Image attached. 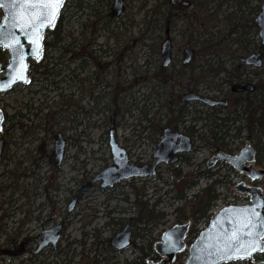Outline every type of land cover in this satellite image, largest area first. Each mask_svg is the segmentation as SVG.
I'll return each mask as SVG.
<instances>
[{
    "label": "rangeland",
    "instance_id": "rangeland-1",
    "mask_svg": "<svg viewBox=\"0 0 264 264\" xmlns=\"http://www.w3.org/2000/svg\"><path fill=\"white\" fill-rule=\"evenodd\" d=\"M167 1L169 0H149L144 7V0H124L123 13L117 19H113L112 22L107 23L103 16L109 12L110 6L106 7L104 2L92 8V3L90 2L67 0L61 10L63 14L60 22L62 41L56 45L55 49L46 53L47 55L43 59L45 64L42 66L45 65L46 68L51 67L55 69L56 64H60V62L65 63L64 61L57 60V58L59 59L62 54H65L63 50L66 48L67 52H81L82 48L84 52H87L92 51L93 48L97 50L100 47L101 50L105 51L103 54L105 62H113L106 66L107 68L114 69L111 74H116V71L120 67L122 86L128 84L125 82L138 77L142 78L130 91L128 90L130 97L128 95L123 99L124 106L129 111H125L121 117L115 120V136L122 139L123 143L127 142L131 144L133 142L135 143L134 147L137 145L132 155L129 156L132 163H137L139 159L141 162L149 160L161 136L159 130L153 132L151 129L149 131L145 129V131H142L140 127L134 126L135 122L141 117V109H147V103L150 102V98H153L155 101L157 95L162 92L158 96V100L153 104V108L150 109L149 116L154 117V122L156 121L155 127L158 125L156 123L162 126L166 118H171L174 115V113H169L172 109L168 111V106L169 108L175 106L180 100V94L182 93H177L173 90L172 95L169 96V103L168 96L165 100L166 93L162 90L163 88H156L159 92L153 89L152 86H156L157 82L152 81L148 84L144 80L151 75L153 69L158 64L159 57L154 55L151 43L156 39L159 49L160 42L165 36L164 31L157 30L153 32L151 30L154 23L152 19L154 18L148 8H151L155 2L156 6L153 12H158L160 6V12H164ZM111 2L112 0H110V4ZM249 6L251 10L245 7L246 11L244 10L243 14H241L240 10L236 11L234 15L237 17L235 18V22L230 23L227 20L217 24V27L213 28L209 33H205L207 38L217 37L213 41L215 44L218 43L219 47L216 48L219 55L224 53L231 55L233 53H248V51H243L241 44L238 45L232 42L234 38L238 37V34H233L232 31L236 29L243 30L246 24H248V20L256 16L259 11L260 0H251ZM235 8L234 4L230 5V3L221 5L219 9L216 7V12L221 10L220 15H217L218 19L222 16V10H227L225 13L229 11L235 12ZM187 13V17L185 15L182 16V14L171 16V21L165 23L166 26L164 25L163 27L164 29L166 27L169 28L173 56L183 53V49L186 46L193 49L191 43L187 41L189 37L185 38V35H189L188 31L191 28L198 26L197 18L199 17L195 18L193 16L194 13H191L190 9H188ZM173 14L175 12H172ZM1 16L2 12L0 11V18ZM156 18H159V15ZM101 27L102 29H100ZM251 30L245 35L243 30L239 36L245 37L246 40L250 39L252 42L249 46L255 50L259 44V39L257 34H253ZM158 35H161V37L157 38L156 36ZM139 37L141 39H138ZM50 40L51 37L48 36L46 42H50ZM72 43H74L73 46H71ZM212 47L211 49H215V47ZM116 52H121V60L119 61H115ZM1 57L5 61V63L4 61L0 62L1 65L6 64L8 59L7 51L3 50ZM223 57L225 58V56ZM48 58H52V60H45ZM30 62L34 61L30 60ZM177 63L178 60L175 64ZM224 66L228 68L227 65ZM146 68L150 70L144 74ZM34 70L36 69L30 64L28 71L34 72ZM41 71H43L42 67H38L37 72ZM134 72L137 75H134ZM37 79L40 80L39 78ZM150 85L151 89L149 88ZM20 86H16V89ZM33 90H38V87L35 86ZM18 91L8 96H5V93H0V101H7L11 107L9 110L10 114L23 110L22 103L28 102L26 101L28 98L23 95L24 91ZM105 93H109L110 96L112 95L107 89ZM108 99L109 97L106 96V103ZM39 102L35 101L29 104L31 105L30 109L32 113L37 112L33 108H38ZM187 110L191 111L188 113L187 118L189 119L193 116V108L187 107ZM90 111L89 143L87 147L89 149L90 160L88 169L92 178L96 172L112 164L107 144L108 131L111 130L112 124L109 120L111 112L106 107L103 111H98V108L90 109ZM42 113L43 111L38 112L37 115L40 117ZM159 118H161V121ZM21 121L28 127L43 124L40 119H36L32 115H29L24 120L21 119ZM187 124L194 125L192 120H189ZM237 125L243 127L246 125V121L244 123L239 120ZM237 125H233L232 130L229 132L231 135L235 133L237 128L235 126ZM41 127L43 128V126ZM256 127V137L253 138L257 147H251L255 149L254 165L258 168H264V122L261 125L258 124ZM14 136L15 140L13 141L15 143L10 148L17 151L19 138L21 137L18 127L15 129ZM245 140H247L246 132L243 131L239 138L230 141L224 152L230 155L237 153L244 147ZM206 143L212 149L216 145L208 139ZM202 144L204 143L197 139L194 143L195 149L190 156L175 162L171 166L166 164L160 165L158 179L147 177L123 180L117 183L116 189L110 192L106 191L107 188L91 187L86 199L80 202L74 213L66 216L64 220L50 218L49 212H51L52 204H44L43 196L39 198L38 204H26V208H40L41 216L35 219H26L25 221V240L28 241L25 252L15 255V257L0 259V264H124L126 262L137 264L135 262L139 261L141 256L144 262L147 260L158 261L160 256L153 253L154 244L160 240L165 230L175 224L191 222L189 230L193 228L192 226L195 223L194 229L197 231L199 228H204L208 225V219L213 212L227 200L233 199L235 203L239 204H247L249 202V196L236 192L234 186L238 182H250L251 180L224 162H219L213 168H208L206 160L210 157L211 150L208 147L200 150L199 148H202ZM85 157L87 158V156ZM227 166L230 168H227ZM48 170V164L42 163L41 172L44 179L41 181V186L51 183L47 177ZM194 180L196 181L192 184ZM30 181V179L26 180L27 187ZM251 185L263 189L264 177L254 181ZM211 194L218 196L211 201L205 213L206 215L197 220V215L194 214L195 211L206 203ZM53 207L62 213V205L57 204ZM128 218L131 219L132 223L134 248H140L141 250H135L132 246L121 252H113L111 248H103L108 245L109 238L124 226ZM63 221L66 225L61 232V237L57 244L58 248L52 250L51 247H48L39 254H33V250L40 240V237H38L39 232ZM192 241L193 238L186 236L184 240L185 248L176 255L173 264H180L184 261L188 253L187 248ZM253 260L258 262L263 261L264 255L261 253L258 257L255 256ZM236 262L237 264H246L245 260H238Z\"/></svg>",
    "mask_w": 264,
    "mask_h": 264
},
{
    "label": "flooded vegetation",
    "instance_id": "flooded-vegetation-1",
    "mask_svg": "<svg viewBox=\"0 0 264 264\" xmlns=\"http://www.w3.org/2000/svg\"><path fill=\"white\" fill-rule=\"evenodd\" d=\"M122 1L123 5L120 15L123 13L124 9V0ZM250 1L251 0H244V5L241 6H238L234 1H228L230 5L234 4L236 7L234 10L235 12L229 11L225 13L227 10H222V16L219 19L217 15H220L221 10L216 14L214 13L216 18H214V15L210 17L212 20L214 18L215 22L211 29L216 28L217 24L227 21L223 20V16L225 15L229 17L228 20L230 23L235 22V18L237 17L234 15L237 10H240L241 14H243L245 7L251 10V7L249 6ZM261 1L262 0H260L259 11ZM112 3L113 0L111 4L109 2V12L103 16L107 23L112 22L113 19H117L120 16L119 15L116 18H111L109 16ZM167 6H170L171 8H168ZM188 9H190L191 13H194L193 16L195 18L199 17L197 18L198 26L191 28L188 31L189 35H185V38L189 37L187 41L191 43L193 49L186 46L183 49V53H178L176 56H173L169 28L166 27L164 29L163 27L164 25L166 26L165 23L171 21V16L182 14V16L185 15L187 17ZM211 10H213L212 7ZM172 12H175V14L172 15ZM164 15L165 17L163 16L161 29L158 30L164 31L165 36L160 42L159 49L158 41L156 39L151 43L154 55L159 57L158 64L153 69L151 75L144 80L148 82V84L152 81L157 82V87H152L155 91H158L156 88H163L162 90L166 93L165 100L167 99V96L169 99L173 90L177 93H182L180 94V100L175 106H172V108H169V106L167 108L166 106L168 111L172 109L170 110L172 112L169 111V113H174L175 116L173 115L171 118H166L162 126H160L159 123H156L158 125L155 127L154 124L156 121L154 122V117H149L150 109L153 108V104L158 100V96L161 95L162 92L157 95L155 101L153 98H150V102L147 103V109H141V117L135 122L134 126L140 127L142 131H145V129L148 131L151 129L153 132L159 130L161 136L165 128H169L173 133H183L189 136L191 140L190 151L187 153H178L175 162L181 161L184 157H188L192 154L195 149L194 143L197 139L204 143L202 144V148H199L200 150L209 146V144L206 143L207 139L213 141V144H216L214 149L208 147L209 150H211L210 157L206 160L208 168H213L220 162L216 161L212 167H209V160L218 153L227 154L224 152L227 145L230 141L239 138L243 131L246 132L247 137L244 147L249 145L250 148H256L257 146L254 139L256 137V126H258V124L261 125V123L264 122V50L261 48V38L258 33L259 29L255 22L256 16L253 19L250 18L248 24L245 23L246 27H244V31L242 29L232 31L233 34H238V37L234 38L232 42L238 45L241 44L243 51H248V53H233L232 55L224 53L225 55L221 54V56L218 52H203L202 48L200 49V41L203 38L190 37L191 30L200 32L204 29V25L200 21L201 16L197 11L193 10L191 0L167 1ZM159 24L160 23H158L157 28H159ZM100 29H102V27ZM249 30H251L253 34L256 33L259 39V44L255 50L249 46L252 42L250 39L246 40L245 37L239 36L241 31H243L245 35ZM195 34L196 32H194V36ZM156 37L159 38L161 35ZM216 38L217 37H211V40L213 41V39L215 40ZM138 39L141 38L139 37ZM165 39L170 41V48L169 62L164 66V59L160 50L161 44ZM73 45L74 43L71 44V46ZM215 45L219 47L218 43ZM84 49L86 50L85 47ZM0 51L3 52L2 49H0ZM89 52L92 53L90 54ZM104 53L105 51L101 50L100 47H98L97 50L93 48L92 51H87V53L66 52L65 54H62L59 59L57 58V60L64 61L65 63L60 62V64H56L55 69H49L47 72H44V68H42L43 71L41 72H37V69L34 70V72L28 71L29 83L27 85H15L8 91L3 92L5 93V96H8L13 92L23 90V95L28 98L26 101L29 103H22L23 110H18L17 112L10 114L9 110L11 107L9 103L7 101H0V110L2 114L0 129V140L2 141L0 152V259H4L5 257H15V254H9V252L15 250L17 246H20L22 250L18 255L25 252L26 244L28 243V241L25 240V221L26 219H35L41 216L40 208H26V204H38L39 198L43 196L44 204H52L51 212H49L50 218H60L64 220L66 216H70L74 213V210L80 202L86 199L90 193L91 187L101 188L99 186L100 182H95L90 187L81 191V188L85 184L92 181L96 174L105 168L104 167L96 172L91 178L90 170L88 169L90 160L89 149L87 147V144L89 143L90 109H101L109 105L111 100L110 96H108L109 99L106 103V89L111 93L114 92L115 94H118V96H114V98H116L117 102L122 103L126 96L129 95L130 97V89L142 79L141 77L135 78L131 81L125 82L128 83L126 86H122L120 79L122 73L120 67L119 70L116 71V74H111L114 69L107 68L106 66L113 62L108 61L106 63L104 60ZM253 54H256L255 62L258 63H246L244 58ZM223 56H225V58ZM187 57H189V59L185 61ZM116 60H121V52L115 53V61ZM177 60L178 63L175 64ZM3 61V59L0 60V62ZM32 63L37 64L38 66L45 64L43 59L36 62L29 61V65ZM224 65H227L228 68H225ZM157 66H161L165 69L162 78L154 76ZM149 70V68H146L144 74ZM133 74L137 75L136 72ZM16 86L20 87L16 89ZM35 86L38 87V90L32 91ZM149 88L151 89V85ZM185 93H193L199 96V99L182 100L181 98ZM205 98L218 103L210 105L208 102L202 100ZM35 101L40 102L38 108H33V110H37V112L32 113L30 109L31 105L29 104ZM187 107L193 108V116L189 119L187 117L188 113L191 111L187 110ZM42 111L43 113L39 117L37 113ZM126 111H129V109H126ZM29 115L35 116L36 119H40L43 124H36L33 127L26 126L21 119L24 120L28 118ZM119 117H121V114L116 115L115 113H111L109 120L112 124L115 140L126 150L128 162L135 165L153 163V153L155 149L149 160H146L145 162H141L140 159L137 163H132L130 161L129 156L132 155L133 150H135L137 145L134 147L135 143L133 142H131V144H128L127 142L123 143L122 139L115 136V120ZM161 118H159L160 121ZM189 120H192L194 125L187 124ZM239 120L244 123L246 121V125L239 127L237 125ZM234 124L237 125L235 126L237 128L235 133L231 135L229 132L232 130ZM41 126H43V128ZM17 127L20 130L21 137L19 138L18 149L16 151V149L10 147L15 143L13 140H15L14 132ZM41 133L43 134L41 135ZM170 140L173 141V138L170 137ZM57 142L62 144V151L59 156H57L55 152V145ZM178 142L179 140L176 138L175 143ZM252 148V164L255 167V149ZM227 155L230 154L228 153ZM85 156H87V158ZM42 163L48 164L49 170L47 177L51 182L45 186H41V181L44 179L43 173L41 172ZM160 165L162 164L156 166L155 175L152 176L151 179L159 178ZM166 165L171 166L172 164ZM227 168L230 167L227 166ZM27 179L31 180L28 187L26 186ZM249 180L251 179L249 178ZM251 181L241 182H243L245 186H249L254 183V181ZM117 183L112 187H106V191L110 192L116 189ZM75 198L74 206L69 210L68 206ZM57 204L63 206L61 208L62 213L58 212V210L53 207ZM127 221H129L128 225L131 231L130 248L133 242L132 223L131 219L128 218L126 219L124 226L127 224ZM59 225H61V237V232L66 223L63 221L62 223H59ZM124 226H122L120 230ZM190 226L191 222L187 228L188 230ZM103 248H111L113 252H117L113 249L114 247L111 246L110 243Z\"/></svg>",
    "mask_w": 264,
    "mask_h": 264
},
{
    "label": "water",
    "instance_id": "water-1",
    "mask_svg": "<svg viewBox=\"0 0 264 264\" xmlns=\"http://www.w3.org/2000/svg\"><path fill=\"white\" fill-rule=\"evenodd\" d=\"M62 0L59 8L55 10L54 19L49 23L44 21V27L40 30V36L31 37L37 39L34 46L30 41V33L33 31L27 27L30 18L36 14L28 0H0V49L7 51V63L0 64V93L6 92L15 85H27L29 78L27 75L29 60L39 61L43 56L44 34L47 29L55 26L57 18L61 12ZM122 0H113L109 16L116 18L122 11ZM258 33L261 38V48L264 50V0L261 1V7L255 18ZM34 48L36 50H34ZM170 41L165 39L161 44V55L163 65L169 62ZM189 55V52H188ZM256 54L244 58L248 64L254 63ZM189 57L186 58L187 61ZM255 62L254 64H257ZM26 65V69H25ZM18 75H23L24 79H16ZM182 100L199 99V96L193 93L183 94ZM210 105L217 104L216 101L202 99ZM2 123V114L0 110V129ZM173 138V141L170 140ZM176 138L179 142L175 143ZM108 145L112 158V165L105 167L98 172L94 179L85 184L81 191L90 187L95 182H100L101 188L112 187L117 182L133 177L154 176L156 166L159 164H173L178 153H187L191 149V140L189 136L183 133H173L169 128L163 130V134L157 142L153 153L154 161L151 164L135 165L128 162L126 150L120 146L114 138L113 128L109 131ZM2 141L0 140V152ZM62 144L57 142L55 152L57 156L61 154ZM216 161H223L239 172H244L251 180H257L264 176V168L253 166V153L249 145L245 146L235 155L218 153L208 162L212 167ZM245 163H248L247 165ZM236 192L244 193L249 196V203L245 205H230L223 207L210 219L208 226L201 230L198 236L188 247V255L180 264H225L237 260H245L246 264H264L263 261H254L255 255L264 250V189L257 186H245L239 182L234 186ZM76 198L69 204L68 209L74 206ZM127 224L113 236L109 238V243L114 250L121 252L129 248L131 244V231ZM189 223L175 224L165 230L159 241L154 244V251L160 256L158 261L148 260L147 264H173L177 253L185 247L184 238ZM61 225L43 230L40 233V241L36 245L33 254H39L47 247L56 249L60 238ZM246 250V251H245ZM21 247L17 246L9 254L21 253ZM243 257L237 259L235 257Z\"/></svg>",
    "mask_w": 264,
    "mask_h": 264
},
{
    "label": "trees",
    "instance_id": "trees-1",
    "mask_svg": "<svg viewBox=\"0 0 264 264\" xmlns=\"http://www.w3.org/2000/svg\"><path fill=\"white\" fill-rule=\"evenodd\" d=\"M79 1H81V0H79ZM82 1L92 3V8H95L97 5H99L103 2L105 3V6L107 7L109 5V2H110V0H82ZM148 1L149 0H144V3H143L144 7L148 3ZM228 1H234V3H236L238 6L244 5V0H191L193 10H195L199 13V15L201 16L200 21L204 25L203 27L204 28L206 27V28L204 30H201L200 32H197L195 30H191L190 31V37L203 38L200 41V49L202 48L203 52L204 51H207L208 53L218 52L217 48H216L217 46L216 45L214 46L215 43L211 40V37L207 38L205 33H209V31L212 30L211 27L215 23L214 18H216L215 14L217 13L216 7H217V9H219L221 7V5L228 3ZM213 4H214V6H212L213 10H211V5H213ZM155 6H156V3L154 2V5L151 8H148V10L150 9V11L152 13V17L154 18V19H152L154 21V27H153L152 31H154V32H156L158 29H161L163 16L165 17L164 12H160L161 6L159 7L158 12H153ZM167 7L171 8L170 6H167ZM162 8H163V6H162ZM157 15H159V18H156ZM212 15H214L213 20L210 19V17ZM62 17H63V14L60 13L55 26L52 29L47 30L45 35H44V57H43V59L46 57V55H47L46 53L55 49L56 45H58L62 41V28L60 26V22H61ZM228 18L229 17L227 15L223 16V20H228ZM158 23H160L159 28H157ZM210 24H212V25H210ZM194 32H196L195 36H194ZM48 36L51 37L50 42H46V39ZM212 46L215 47V49H211ZM82 49H81V52H79V53H87V52H84ZM63 51H64V53H66L68 50L66 48ZM2 53L3 52L0 51V60L3 59V57H1ZM89 53L91 54L92 52H89ZM46 60L51 61L52 58H48ZM32 65L34 66V69H37L38 67L44 68L45 69L44 72H47V70L52 69L51 67L46 68L45 65L44 66H38L37 64H34V63H32ZM164 70L165 69L162 68L161 66H157V68L154 72V76L157 78H162L164 75ZM111 94H112L111 96L109 95V93L106 94L107 96H110V100H111V102H109V105L106 106L107 110H109L111 113H115L116 115H120V114L122 115L126 111V107L124 108L123 102L119 103V102H117L116 98H114V96L117 97L118 94H115L114 92H112ZM91 109H93V108H91ZM103 109L104 108L98 109V111H101V110L103 111ZM90 113H91V111H90ZM184 158H186V157H184ZM195 181L196 180H194L192 182V184L195 183ZM217 196L218 195H216V194L209 195V198L206 201V203L200 209L195 211L194 214L197 215V217H196L197 220L206 215L205 213L208 210L211 201L216 199ZM194 226H195V223L192 226L193 228L188 230L187 236L190 238L195 237L196 230L194 229ZM132 247L135 250H141L140 248H134L133 242H132ZM153 253L156 254L155 252H153ZM262 254L264 255V251L262 252ZM258 256L259 255H256V257H258ZM135 263L147 264L146 261L145 262L143 261L142 256L139 258V261H136ZM124 264H130V263L126 262ZM227 264H237V262H231V263H227Z\"/></svg>",
    "mask_w": 264,
    "mask_h": 264
},
{
    "label": "snow or ice",
    "instance_id": "snow-or-ice-1",
    "mask_svg": "<svg viewBox=\"0 0 264 264\" xmlns=\"http://www.w3.org/2000/svg\"><path fill=\"white\" fill-rule=\"evenodd\" d=\"M28 2L34 9H36V14L31 17L30 21L27 23V27H30L33 30L29 34V42L35 46L37 44V39L40 36V30L44 27V21L47 20L51 23V20L54 19L55 10L59 8L62 0H28ZM31 37H36L37 39H32ZM34 50L36 49L34 48ZM16 79H24V82H28L23 75H18ZM235 258L242 259L243 257L238 256Z\"/></svg>",
    "mask_w": 264,
    "mask_h": 264
}]
</instances>
